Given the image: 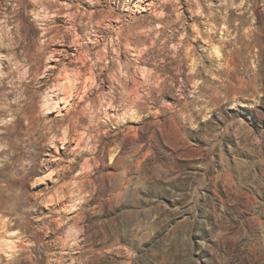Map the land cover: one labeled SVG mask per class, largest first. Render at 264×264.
<instances>
[{"label": "rangeland", "instance_id": "374dc122", "mask_svg": "<svg viewBox=\"0 0 264 264\" xmlns=\"http://www.w3.org/2000/svg\"><path fill=\"white\" fill-rule=\"evenodd\" d=\"M239 5L0 0V264H130L133 224L152 231L156 216L172 235L182 223L178 204L140 194L143 182H210V215L232 165L244 182L236 227L197 250L235 264L239 243H264V205L245 202L264 188V174H247L264 152L248 109L264 120V0Z\"/></svg>", "mask_w": 264, "mask_h": 264}, {"label": "clouds", "instance_id": "9594fccd", "mask_svg": "<svg viewBox=\"0 0 264 264\" xmlns=\"http://www.w3.org/2000/svg\"><path fill=\"white\" fill-rule=\"evenodd\" d=\"M243 0H241V7ZM252 112V121L254 127L259 128L264 120L257 115V109L249 107ZM237 108H232L230 111L236 112ZM193 131H198L197 123H192ZM264 137L253 138V145H260L264 148ZM230 155L232 153H229ZM251 157V166L247 170L254 176L264 174V152H254ZM161 159L170 163L171 159L167 156H161ZM235 170L237 179L230 183H225L223 187L217 183V190L221 193L223 199L216 201V209L210 214H204L202 204L204 203L203 193L208 190L210 182L206 184H197L196 189H192L190 185L187 187L181 186V177L173 176L169 173L168 180L163 177L152 176L149 180L139 186V192L142 196L151 197L153 195L166 199L170 204L179 207L176 208L172 215L181 219L182 223L177 227L176 232L172 235L168 234V226L160 227V222L156 220V216L151 218L147 227L153 229L146 230L145 225L136 223L132 225L129 238L132 241V247L126 249L131 256L130 264L134 260L143 259L144 264H207L203 258L202 252L197 248L204 249L205 244L214 242L213 231L223 227V235L217 232V237L226 236L228 230L236 227V218L233 215L232 209L236 206V200L233 199V194L239 195V190L244 187L240 169L236 165H232L229 171ZM224 173H221L223 178ZM252 196L254 201H246L251 205L252 211H256L261 205H264V188H257L252 185ZM191 189V190H189ZM174 193H181L182 198L175 200ZM221 218L229 217L232 220V225L218 224L216 216ZM155 223H152V222ZM159 228V230H155ZM233 250L236 251L239 237L234 238ZM203 241V243H202ZM235 264H264V243L249 245L247 242L239 243V248L234 257Z\"/></svg>", "mask_w": 264, "mask_h": 264}, {"label": "bare ground", "instance_id": "6f19581e", "mask_svg": "<svg viewBox=\"0 0 264 264\" xmlns=\"http://www.w3.org/2000/svg\"><path fill=\"white\" fill-rule=\"evenodd\" d=\"M200 33H201V32H200ZM68 78H69V77H67V79H68ZM64 80H66V79H64ZM64 80H63V81H64ZM68 80H70V79H68ZM65 82H66V81H65ZM65 82H64L63 85L66 86L67 84H65ZM66 83H70V82H66ZM70 84H71V83H70ZM72 84H74V81H72ZM69 86H70V85H69ZM66 87H67V86H66ZM72 87H73V86H72ZM68 88H70V87H68ZM68 88H67V89H68ZM63 89H65V88H63ZM82 182H83V181H82ZM81 184H82V183H80V185L78 186L79 188H77V190L79 189L78 191H80V190L83 188V186H84V185L81 186ZM103 185H104V184H103ZM83 189H84V188H83ZM81 193H82V192H81ZM120 195H121V194H120ZM74 223H75V222H74ZM74 226H76V225H74ZM78 231H79V230H78ZM79 232H80V231H79ZM70 248H71V247H70Z\"/></svg>", "mask_w": 264, "mask_h": 264}]
</instances>
